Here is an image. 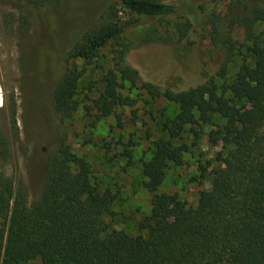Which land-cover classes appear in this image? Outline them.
Returning <instances> with one entry per match:
<instances>
[{
    "label": "trees",
    "instance_id": "16d2710c",
    "mask_svg": "<svg viewBox=\"0 0 264 264\" xmlns=\"http://www.w3.org/2000/svg\"><path fill=\"white\" fill-rule=\"evenodd\" d=\"M20 1L37 8L64 0ZM219 1H194L191 12L181 16L177 38L183 41L198 21L210 27L214 44L230 55L236 46L231 34L242 29L253 65L243 64L220 94L212 82L185 90L160 89L142 81L128 65L127 56L138 46L169 43L153 21L179 13L171 0H112L65 57L91 65L101 50L115 46L112 68L102 74V87L91 107L99 118L131 104L121 93L129 84L177 106L175 117L162 125L169 139H178L187 128L195 137L196 127L216 128L209 132L210 142H220L223 154L217 156L222 167L212 189L194 208L176 194H157L166 170L183 165L188 149L156 140L151 157L141 162L144 186L153 194L150 213L139 225L148 236H131L104 221L116 194L95 185L85 158L61 145L31 205L0 171L1 264H26L37 258L41 264H264V41L255 32L264 20V0H228L225 10L217 12ZM120 14L130 18L123 21ZM83 72L72 66L59 80L52 94L56 114L70 118L77 111Z\"/></svg>",
    "mask_w": 264,
    "mask_h": 264
},
{
    "label": "rangeland",
    "instance_id": "374dc122",
    "mask_svg": "<svg viewBox=\"0 0 264 264\" xmlns=\"http://www.w3.org/2000/svg\"><path fill=\"white\" fill-rule=\"evenodd\" d=\"M112 0H64L58 5L32 7L25 1L0 0V171L14 182L17 193L28 205L42 191L48 162L61 145L85 158L90 178L117 199L104 221L111 229L131 236H148L140 228L150 213L153 194L144 186L141 162L152 155L153 143L163 139L173 146H187L181 166H170L157 194H176L188 207L213 187L212 180L222 167L217 160L220 142H210L211 126L196 127L198 137L187 128L178 139H169L162 125L178 112L163 98L152 99L143 89L125 84L121 90L131 104L117 107L99 118L92 103L101 90V76L113 65V47L100 51L91 65L66 61L67 52L84 32L97 24ZM177 15L154 20L169 43L138 46L127 56L129 66L142 81L160 89L185 90L214 83L218 94L230 85L243 64L253 65L249 42L242 29L231 34L236 46L230 55L217 47L209 26L194 22L187 37L178 42L177 30L196 0H171ZM228 0H220L223 12ZM123 21L128 15L120 14ZM135 18V16H133ZM264 41V20L255 26ZM72 66L84 71L78 84V109L70 118L53 110L52 94L65 71ZM230 97L229 93L225 94ZM215 123L220 124L215 117ZM223 154V153H222ZM3 247L0 248V264ZM26 264H41L34 259Z\"/></svg>",
    "mask_w": 264,
    "mask_h": 264
}]
</instances>
